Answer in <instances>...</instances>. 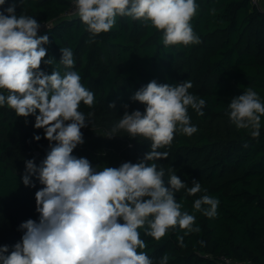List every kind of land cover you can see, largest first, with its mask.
Here are the masks:
<instances>
[{"label":"trees","instance_id":"obj_1","mask_svg":"<svg viewBox=\"0 0 264 264\" xmlns=\"http://www.w3.org/2000/svg\"><path fill=\"white\" fill-rule=\"evenodd\" d=\"M14 2L17 17L27 15L40 25L49 24L38 36L49 37L43 45L47 49L44 59L53 62L42 61L41 70L49 75L56 70L61 76L76 71L81 84L94 93L92 107L80 104L88 120L82 129L91 128L98 142L105 139L102 146L110 144L118 153L107 158L105 165L102 160L92 161L90 154L72 155L87 158L97 171L119 167L124 160L141 162L151 151L150 140L130 137L123 130L108 137L125 111L145 110L144 104L131 100L142 86L152 80L169 85L191 81L189 93L206 101L203 116L188 108L198 131L191 136L176 133L170 146L157 149L168 153L166 159L146 162L163 170L166 187L173 174L184 182L185 187L174 191V196L182 212L195 216L194 226L200 232L185 235L177 226L157 241L145 235L146 224L138 229L146 248L138 251L146 252L153 264H159L165 254L168 264H218L221 255L264 264V117L260 136L253 138L249 129L238 130L227 115L231 99L247 88L264 102V0L260 6L252 0H195L198 9L191 24L202 42L168 47L162 43V31L127 16H117L108 32L90 33L78 13L66 15L75 0H6L0 10ZM62 48L73 52L71 69L60 63ZM0 94L8 93L0 89ZM113 102L115 108L109 107ZM89 113L94 115L89 117ZM34 124V115L20 117L6 104L0 106V246H8L6 255L21 241L20 224L39 219L35 193L43 185L32 176L35 186H25L22 164L34 159L40 165L43 160L33 153L43 154L50 142ZM36 135L41 136L39 141L34 140ZM193 180L201 185L194 196L188 194ZM204 195L219 200L213 218L193 208L194 201ZM177 237H183V246Z\"/></svg>","mask_w":264,"mask_h":264},{"label":"clouds","instance_id":"obj_2","mask_svg":"<svg viewBox=\"0 0 264 264\" xmlns=\"http://www.w3.org/2000/svg\"><path fill=\"white\" fill-rule=\"evenodd\" d=\"M5 2L0 0V6ZM75 7L86 30L94 35L110 31L117 16H127L162 31L165 47L202 42L191 24L198 9L195 0H75ZM15 8L14 2L0 10V89L8 93L0 94V106L6 104L20 117L34 115V127L44 130L50 151L39 166L34 159L25 162L23 184L34 187L30 177L35 176L43 185L35 193L39 219L20 224L23 235L10 254L6 255L7 245L0 246V264H153L146 252L138 251L146 248L138 229L147 224L145 235L159 241L177 226L185 235L200 228L194 226L195 216L182 212L175 199L174 191L185 187L184 182L173 174L166 187L163 170L146 162L166 159L168 153L157 149L170 146L176 133L191 136L198 131L188 108L203 116L206 101L189 93L191 81L169 85L152 80L142 86L131 100L144 104L145 110L125 111L108 137L123 130L130 137L150 140L151 151L141 162L97 171L87 158L72 155L84 143L81 129L88 121L80 104L92 107L94 93L81 84L76 71L61 76L56 70L50 75L41 70L42 61L53 62L44 59L43 45L49 37L38 36L37 20L17 17ZM61 52L60 63L71 69L72 50L62 48ZM109 107L115 108V102ZM228 109L229 121L238 130L249 129L253 138L260 136L264 102L256 91L247 88L231 99ZM192 183L188 194L194 196L201 185L197 180ZM218 205V199L204 195L194 201L193 208L213 218ZM177 239L183 246V237ZM168 260L165 254L159 264Z\"/></svg>","mask_w":264,"mask_h":264},{"label":"rangeland","instance_id":"obj_3","mask_svg":"<svg viewBox=\"0 0 264 264\" xmlns=\"http://www.w3.org/2000/svg\"><path fill=\"white\" fill-rule=\"evenodd\" d=\"M262 1L263 0H261V2ZM85 129L86 130L84 131L83 129H81L83 133L84 143L77 145V147L73 150V154H75L78 157L79 156H89L90 154V155H93L94 157L92 161L102 160L100 162H102L104 165L108 164L107 158H109L111 155H116L118 151L114 147H112L110 144H106L102 146L104 144L105 139L103 138L102 142H98L99 137L98 138L93 137V130L89 127ZM97 135L98 133L96 134V136ZM49 145L47 147L46 152H43L42 154L39 150H37V151H34L33 156L35 158H39V160L41 159L44 160L46 158L48 150L50 151ZM124 161L126 162V160ZM36 165L39 166L38 164ZM25 167H26V163L22 164L23 170H25Z\"/></svg>","mask_w":264,"mask_h":264},{"label":"built area","instance_id":"obj_4","mask_svg":"<svg viewBox=\"0 0 264 264\" xmlns=\"http://www.w3.org/2000/svg\"><path fill=\"white\" fill-rule=\"evenodd\" d=\"M254 5L260 6L261 0H252ZM77 14L75 4H72L71 9L66 13L67 16H75ZM46 25L49 24H42L39 31L42 30ZM218 264H256L250 259H235L231 258L227 255H221L218 258Z\"/></svg>","mask_w":264,"mask_h":264}]
</instances>
